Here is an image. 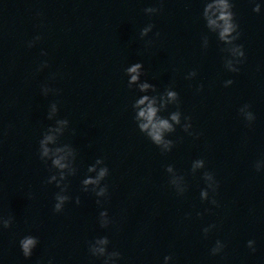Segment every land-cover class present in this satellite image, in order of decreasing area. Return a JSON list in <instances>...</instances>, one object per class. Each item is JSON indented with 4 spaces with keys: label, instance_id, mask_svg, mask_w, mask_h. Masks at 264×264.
<instances>
[{
    "label": "clouds",
    "instance_id": "obj_1",
    "mask_svg": "<svg viewBox=\"0 0 264 264\" xmlns=\"http://www.w3.org/2000/svg\"><path fill=\"white\" fill-rule=\"evenodd\" d=\"M254 2V0H253ZM204 7L202 10V19L205 22V27L208 33L216 35L218 42L223 45L220 51L224 53L223 64L227 71L232 73H239V65L246 60L244 45L237 43L241 38L240 25L236 19L234 11L235 4L233 0H203ZM253 12L260 13L261 5L255 3ZM146 14L154 15L162 11V7H148L144 9ZM154 25L148 24L140 31V37L143 39L153 30ZM159 32L156 33L158 37ZM40 36H36L33 41L28 42V47H33L35 41H39ZM202 48L207 50L209 47V36L202 35ZM150 44L151 41H148ZM41 55H47L42 52ZM48 67L47 61H44L40 68ZM125 75L128 77L127 86L131 90L135 88L141 93L131 104V109L134 113L133 120L138 131L143 134L153 145H155L162 155L170 153L176 146V141L168 137L176 132L179 126L183 132L195 139H199L201 133L193 131L191 116L183 115L181 111L180 96L174 90L172 85H169L160 92L157 87L149 83L147 80H142L141 77L145 75L144 66L142 62H136L125 68ZM197 76V71L192 70L188 72L185 79L192 80ZM234 83L229 79L224 82V86L228 87ZM203 84L197 87V92L203 91ZM41 93L44 96L49 93L59 95L60 90L49 87L48 85L41 86ZM170 105L175 106V111L170 112L167 116L162 115L166 112ZM251 105L245 104L238 111L249 126L255 121L256 117L250 111ZM59 112L58 103L53 102L49 106L47 119L54 121L53 125L48 126L41 134V139L38 144L39 159L48 167L51 175L45 181L46 184H55L59 189L54 195L55 203L53 205L54 213H62L67 203L72 200L68 195L69 184L68 178L77 175L78 167L76 165L77 149L70 143H62L61 138L65 131L69 128V120L66 118H57ZM73 134L75 132L73 131ZM206 168V162L203 158H198L192 161L190 173L195 175L200 170ZM257 172L264 170V160L257 161L254 164ZM165 171L168 174V184L175 191L177 196H184L188 191V184L185 175L177 172L175 167L171 164L165 166ZM86 177L81 181V190L83 192L94 193L98 198L97 205L102 207V200L100 198H107L109 195V187L103 183L110 174V170L103 158H97L95 162L88 166ZM94 173L95 175H90ZM205 183V187L200 191L201 202L207 201L215 207H219V202L216 199L219 190V181L216 180L214 173L211 171H203L201 177ZM75 203H81L80 198H75ZM210 212V209H205ZM198 217H202L203 213L197 212ZM190 214H186V218ZM12 216L0 215V229H8L13 224ZM98 223L102 229H107L113 221L110 219L108 211L102 210L99 213ZM217 227L216 224H210L202 229L203 235L207 238L208 234ZM39 244V239L36 236L26 235L19 241V246L22 255L25 259L31 258L33 250ZM110 240L107 236L96 237L94 240L88 242V251L92 257L102 258V264H117L122 259V254L118 250H108ZM226 244L221 240H216L215 245L210 249L212 256H217L223 253ZM247 247L255 252V241L249 240ZM173 260L171 255L164 257V264H169ZM47 264H52V260H48Z\"/></svg>",
    "mask_w": 264,
    "mask_h": 264
}]
</instances>
